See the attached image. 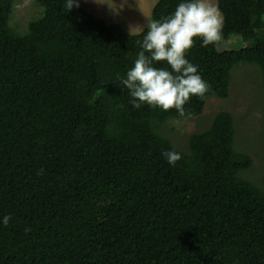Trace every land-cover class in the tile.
<instances>
[{
  "label": "trees",
  "instance_id": "1",
  "mask_svg": "<svg viewBox=\"0 0 264 264\" xmlns=\"http://www.w3.org/2000/svg\"><path fill=\"white\" fill-rule=\"evenodd\" d=\"M35 1L42 11L21 32L15 0H0V264H264V177L244 174L254 159L235 145L234 115L219 110L187 149L161 131L228 98L241 62L264 85V0H217L222 40L196 37L185 54L209 90L184 116L135 108L117 80L146 28L129 35L65 0ZM182 2L158 0L152 19ZM233 35L244 45L222 50ZM172 150L174 165L162 155Z\"/></svg>",
  "mask_w": 264,
  "mask_h": 264
},
{
  "label": "clouds",
  "instance_id": "2",
  "mask_svg": "<svg viewBox=\"0 0 264 264\" xmlns=\"http://www.w3.org/2000/svg\"><path fill=\"white\" fill-rule=\"evenodd\" d=\"M79 7L78 0H65L64 8L71 11ZM147 18V32L134 62L126 77L118 82L127 88L134 98L133 106L142 103L159 106L163 110L176 109L185 115V103L192 96L203 98L209 86L198 74L197 66L186 59V52L193 47L194 38H202V46L217 44L222 40L223 17L211 0H184L174 12L160 20ZM129 35H133L130 31ZM166 61L171 71L154 67V62ZM162 155L169 164H175L182 154L172 150ZM10 216H4L7 225ZM28 229H26L27 231Z\"/></svg>",
  "mask_w": 264,
  "mask_h": 264
},
{
  "label": "rangeland",
  "instance_id": "3",
  "mask_svg": "<svg viewBox=\"0 0 264 264\" xmlns=\"http://www.w3.org/2000/svg\"><path fill=\"white\" fill-rule=\"evenodd\" d=\"M158 0H78L95 16L108 23L121 22L132 33L142 31L147 18L152 19V9ZM211 2L218 7L217 0ZM219 8V7H218ZM220 10V9H219ZM42 7L35 0H15L10 24L23 32L32 18L38 16ZM27 31V30H26ZM244 45L243 40L233 35L221 44V49H236ZM225 109L235 118V145L238 149L253 154L254 165L244 174L259 183L264 177V85L257 65L241 62L232 72L228 98L209 96L203 113L196 117L170 118L163 126V134L172 138L174 144L187 149L191 133L208 129L215 114Z\"/></svg>",
  "mask_w": 264,
  "mask_h": 264
}]
</instances>
